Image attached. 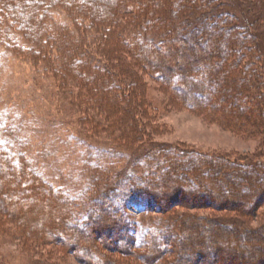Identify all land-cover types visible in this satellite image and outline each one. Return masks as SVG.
<instances>
[{
    "label": "rangeland",
    "instance_id": "374dc122",
    "mask_svg": "<svg viewBox=\"0 0 264 264\" xmlns=\"http://www.w3.org/2000/svg\"><path fill=\"white\" fill-rule=\"evenodd\" d=\"M87 1L91 7L95 6L100 11L97 17L99 21L104 22V19L99 18H102V9L110 4L113 9L117 7L115 10L122 13L125 20L130 21L134 17V5L128 6L126 11L129 12L126 15L122 7H119L121 0H110L111 3H106L107 0ZM171 1L164 0V3L168 5ZM216 1V4L213 3L214 8H230L228 0ZM246 6H241V11L232 9L235 14L222 12L216 17L210 12L207 19L198 16V10L195 9L190 14L191 19L180 23L182 34H172V45L178 52L170 53V63L178 64L179 60L181 63L185 62L184 65L191 73L190 79L194 82L205 79L198 102L208 101L209 104L196 110L188 108L185 100L177 98L178 95L173 89L160 81L153 65L151 69L133 63L134 54L130 55L133 48L128 45L119 46L118 41L121 38L110 33L105 35L102 29H90V26H86L90 25L89 21L81 18V15L72 17L65 9L56 8L52 11L50 25L54 29L50 30L51 34L48 31L43 35L44 42L48 41L43 53L32 42L16 33L10 37L20 43L17 50L2 44L0 40V142L5 145L12 160L19 162L18 166L29 163L36 171L35 175L40 176L46 183L45 186L51 187L50 192L46 189L43 194H28L23 198L25 201L34 202L30 212L25 211L24 217H27L29 225L26 226V223L21 226L16 221H10L6 222V232L0 228V264H87L77 253L80 251V244L89 245V242L92 244V255L96 257L99 252H103L106 264H142L138 258H123L120 253L109 248L108 244L115 242L113 237L116 232H110L108 227L101 229V232L99 228V232L97 229L96 231L94 226H88L85 231L79 230L80 225L90 222L86 219L89 209L87 201L95 193L94 188L98 187L99 193H104L109 187L117 188L113 202L120 203L130 216L140 250L147 247V232L151 226H155L159 231H165V236L175 232V236L182 234L183 237L186 233L182 242L175 239L169 244L181 248L180 264H208L213 260L216 264H231L234 259L235 264H264V192L255 191L246 177L252 171L256 172L254 167L260 169V166L257 167L258 163L264 162L262 137L258 132L252 137L244 135L239 125H235L231 113H228L237 101L235 95H228L225 99L219 97L218 89L224 84L226 69L222 67L216 74L211 75L205 69L209 62L222 56L224 34H218L219 28L237 23L241 13L251 18L252 14ZM201 21L203 24L207 22L208 29L203 30L198 26ZM245 23L251 27L250 31L257 32L264 40V17L258 21L260 24L248 19ZM212 32H215V39H210ZM61 33L68 40L65 52L64 47L59 45ZM128 33L125 32L126 38L135 36L134 33ZM218 35H221V40ZM262 44L260 51L264 62V41ZM164 46L163 42H157L152 48L162 54ZM184 46H190L193 51H187ZM92 47L96 58L105 67L103 69L113 73L114 77L125 75L122 72L123 58L134 64L133 68L138 71L142 80L144 101L141 108H138L130 92L126 91L129 84L122 82L119 77L116 79L120 82H114L113 86H122L121 107L127 109L120 107L111 114L109 112L112 111L105 103L102 104L98 98L93 97L100 94V86L103 84L100 77L87 85L83 79L81 82L76 81L78 78L76 79L75 74L78 69L65 62L71 59L68 62L75 63L80 58L84 63L85 53H81V48L90 50ZM106 50H110L112 54L107 55ZM35 52H39L40 56L35 58ZM47 57L52 60L56 58V62L60 58L59 64L54 63V60L49 63ZM176 82L174 78L173 87ZM177 86L185 89L186 84L179 81ZM124 112L138 120V134L135 138L126 137L123 133L126 130L128 132L127 126L119 120ZM112 118L118 124L112 123ZM247 127L251 129L250 125ZM133 132L134 130L128 133L130 135ZM168 152L174 153L180 159V164L171 167L172 170L166 173V178H170L173 187L178 189L174 194L170 193L168 204H164H170L169 207L172 206L173 209L159 212L157 207L135 195L133 185L149 181L153 169L150 167L152 164L147 162L152 163L153 159V164L157 161L162 163ZM198 158H205L204 164L198 165L194 162ZM242 163L250 165L243 172H239L237 165ZM257 173L258 180L262 181L263 178ZM94 174L98 175L97 179ZM7 177L11 176L0 166V182L3 183ZM109 178L112 179V184L104 185ZM186 179L193 180L199 190L194 193L195 196L193 194L187 199L189 190L182 191V188L192 182L187 183ZM53 188L68 194L74 201L72 208L75 209V216L69 219L70 222L65 221L71 231L76 230V234L83 236L81 242L72 243L74 249L70 245L71 248H64L48 238H45V243L40 242V235L46 236L48 229L52 230L55 238V235H60L59 229L63 228L58 218L65 211L61 207L64 198L53 193ZM219 193L228 194L227 198L239 201V204L246 199L244 205L232 208H236V211L242 210L247 215L240 217L232 209L209 207L210 201L220 200ZM102 202L105 203L104 200L98 203ZM5 206L11 214L13 208L10 203H5ZM26 206L21 204L22 209H27ZM93 209L94 212H100L99 219L110 217L108 212L105 213V208L99 211V204ZM245 216L248 217L243 227H248L251 231L258 230L257 234L254 232L252 239L247 240L237 236L242 233L241 229L231 228L229 224L232 221L234 225L239 224L240 221L237 220L243 221ZM202 217L213 218L214 221L203 220ZM66 226L64 224L65 228ZM31 232L36 237L29 239L28 234ZM101 238L106 244L100 241ZM186 238L188 242L185 244L188 246L183 248ZM159 239L163 240L161 237ZM224 256L227 260L222 259Z\"/></svg>",
    "mask_w": 264,
    "mask_h": 264
},
{
    "label": "trees",
    "instance_id": "16d2710c",
    "mask_svg": "<svg viewBox=\"0 0 264 264\" xmlns=\"http://www.w3.org/2000/svg\"><path fill=\"white\" fill-rule=\"evenodd\" d=\"M108 1L110 2V0H107L106 3ZM121 1L122 2L119 3V7H122V11L125 12V14L126 12H129L126 11L128 6L134 5L132 10L134 11V17H132L130 21L125 20L124 15L118 10H115L117 7L115 9L111 8V2L108 3L110 4V6H108L110 8L106 7L102 9V18H99L100 20L104 19V22H102L97 20V17H99L100 15V11H98L95 6L91 7L88 4L87 0H0L1 43L13 50H17L18 46H21L20 43L15 39L12 40V37H10L11 34L16 33L21 35L24 39H26V41L32 42L37 46L38 49L42 50L43 53L44 48H47L45 47V45H47L48 42H44L45 39L43 38V35L48 31L50 32L51 29H54L50 25V21H52V11L56 8L65 9L72 17L81 15V18L83 17V19L89 21L90 25L86 24V26H90V29H102V31L105 32V35H108L110 33L116 35L117 38H121V41H118L119 46L128 45V47L131 46V49L133 48V50H131L132 52H130V55H132V53L134 54L132 56V59L135 62L133 63H137V65L142 68L147 67L151 69V65H153L155 67V69H153L156 70V75L160 79V81L170 86L173 89V92L178 95L177 98L185 100L186 106L188 108L196 110L200 109L201 106H207L209 104L208 101L207 103L198 102V100H200L201 98L200 96L202 94V87L205 79L201 78L199 79V81L194 82L190 79L191 73L189 72L188 67L184 65L185 62L181 63V61L179 60L178 64L170 63V53L178 50L174 47V45H172V34L176 33L178 34V36L182 34L183 30L180 23L182 24L191 19L190 14H192L191 12H193L195 9L198 10L196 12L198 16H204L206 18V16L209 15L210 12L216 17L222 14V12H224V14H235L232 9L241 11L239 8L241 6L243 7L244 5H247L246 8L249 9L250 13L252 14L251 18L245 17L244 14L241 13V16H239V20L237 23L226 27L221 26L219 28L220 32L218 34H220L221 32L222 34H224V40L222 39V56L217 60L209 62L205 69L207 74L209 75L216 74L222 67L224 68V70L226 69L225 78L223 79L224 84L222 86L220 85L218 89L220 95L219 97L223 99H225L228 95H235L237 97V101L234 103L231 111L228 113H231L233 121L234 123H236L235 125H239V128H241L240 131L243 132L244 135L252 137L255 136V134H257L258 132L262 137L261 142L264 144V62L263 54L260 51L261 47H263L262 43L264 40L260 38V36H258L257 32L250 31L251 27H248V25L245 23V20L248 19V21L251 20L256 24H260L258 23V21L263 20L264 17V0H228V2L230 3V8L228 9L214 8L213 6L216 4V2H218L216 0H172L171 3H168V5L164 3V0ZM214 2L215 4H213ZM231 6H233V8H231ZM134 8L136 10H134ZM245 12H247V10ZM107 15H111V17ZM184 15H186V18L182 19ZM106 17L108 20H105ZM122 20H124V22ZM200 23L201 24H198L199 27H202L203 30L208 29L209 26H207V22L206 24H203L202 21ZM148 26H150L149 30L147 29ZM243 30L246 31L245 34ZM127 31L130 34L134 33L135 36L126 38L125 32ZM214 34L215 32L210 33V39H215ZM65 35L67 36V33ZM126 36L128 35L126 34ZM59 37H61L59 45H62V47H64L63 51L65 52L67 50L68 44L66 45V42L68 40L62 33ZM218 38H220L221 40V35H218ZM157 42H163V44L165 45L162 54L152 48L153 44ZM217 42L218 41H216V43ZM24 46L25 45H23V47ZM92 49L93 47L90 50L89 48H81V53H85V55L83 56V60H85L84 63L80 60V58L76 59L75 63H69L68 61H70L71 59L65 62L67 64L76 66V68L78 69L77 73L75 74L77 77L74 75L76 79L78 78V80L76 81L81 82L85 80L87 85L89 82L91 83L92 80L100 77L101 83L103 82V84L100 86V94H95L93 95V97L98 98L102 104L105 103L106 107H108L110 111H112L109 112L111 114L121 107L120 97H123L122 86H119V88H115L113 86L115 85L113 84L114 82H120V80L116 79L119 77L121 80H123L122 82H124L125 84H129V88L126 89V91L130 92V94L132 95V99L135 101L138 108H141L144 101L142 95L143 88L141 86L142 80L140 78L141 76L138 74V71L133 68L134 64L128 61L126 58H123L122 69L124 71L122 72L125 75L120 74L121 76L117 75L114 77L113 73H109L107 70L103 69L105 67L101 64V60L99 58H96V55ZM184 49H186L187 51L190 50V52L193 51V48H191L190 46H188V48L184 46ZM94 50L96 49L94 48ZM107 52V55L112 54L110 50H108ZM33 55L35 58H37L38 56H40V53L35 52ZM55 59L56 58L53 59L54 63H58V60L60 61V58L57 59V62L55 61ZM53 60L50 57H47V61L49 63H51ZM174 78L177 80V82L180 81L186 84L185 89L179 88L177 86V82L173 87L172 83ZM240 108H242V111L240 110ZM121 109L126 110L127 108L121 107ZM122 117L124 118L122 119ZM122 117H119V120L120 122H123V125L125 124V126H127L128 132L134 130V132L130 133V135L127 130L122 132L126 134V137H137L136 135L138 134V132L136 130V124L138 123V120L131 116H128L127 114H125V112ZM112 119V123L118 124L116 119ZM247 125H250L251 129L247 127ZM254 130L255 132H253ZM159 156H161V154ZM164 156L165 161H162L161 158L158 157L162 161L163 166H161L162 163H158V161L154 162L153 164V159L152 163L147 162L150 165L152 164L150 167L153 169V171H151L153 172L152 177L151 179H149V181H146L143 184H138L136 186L133 185L134 192L136 193L135 195L141 200H144V202L148 203L149 205L157 207L159 212H166L173 209L172 206L169 207L170 204H164H168V201L170 200L169 196L171 195L170 193L174 194L178 189L173 187L171 181L169 180L170 178H166V173L172 170L170 169L171 167L174 168L176 164H180V162H178V160L180 159L176 157L174 153L170 154L169 152ZM203 159L205 158H198L194 162H196L198 165L204 164ZM18 163L12 160L10 154L5 148V145L0 142V166H2L3 170H7L8 175L11 176L7 177L3 181V183L0 182V206L2 205V207H0V228L4 232H6L8 229V224L6 222L9 223L10 221H16L21 226L25 225L26 223V226L29 225L27 217H24L25 211L30 212V207L34 205V202L25 201L23 198L27 197L28 194H43L44 190L46 189L50 192L51 188L46 187V183L42 181L41 177L35 175L36 171L31 168V165L29 163L25 162L23 166H18ZM247 165L250 164H238L237 167L240 168L238 169V171L243 172L246 169ZM255 165L256 164H254V166ZM257 165V167L260 166L261 170L252 166L254 167V170H256V172L252 171V174L248 175L249 177H246L248 184L252 188H254L255 191L260 193L264 192V162H260ZM96 168L98 169V166H96ZM257 172H259L260 177L263 178L262 181L258 180L259 177ZM244 175L246 174L244 173ZM93 176L97 179L98 175L95 176L94 174ZM194 177H196V175ZM168 180L169 183L167 184ZM186 181L187 183L192 182V184H188L189 186L185 185L184 188H182V191L185 189L189 190V192L187 193L188 196H186L187 199L194 193H197V191L199 190L198 185L194 183L193 180L186 179ZM105 183L106 184L104 185L110 186L112 184V179H107ZM165 183L168 187L165 186ZM181 187H183V185H181ZM194 187H196L197 190H195L196 188ZM98 188H94L93 191L95 193L93 194L92 198L87 201V207H89V209L86 219L90 222L80 225V231H85L88 226H94L95 230H98L99 228L101 232V229L108 227L107 229H109L110 232H116V235L113 237L115 242L109 243L108 246H110V249L120 253V256H122L123 258H131L130 260H137L138 258L140 263L142 264H180V256L182 253L179 250H181V248H175L174 245L172 247V245L170 246L169 244L175 239L176 241L182 242V239L183 237L185 238L186 233L185 235H183V237L182 234L175 236V232L165 236V234H167L165 233V231H159L157 227L151 226V228L147 232V247L143 250H140V247L137 244V238L136 234L134 233V226L131 222L130 216L124 209H122V205L120 203H116V201L113 202V200L116 198L115 192L118 191L117 188L109 187L104 191V193H99ZM52 192L64 198V202L62 204L63 206H60L65 211L64 213H62L63 215L58 218V222H60L62 224V227L65 228L64 224L66 226V222H70L69 219L75 216V209L72 208L74 201L70 196H68V194H65L58 190H54V188L52 189ZM8 194H10L9 197ZM227 195L228 194L219 193L220 200L217 201L216 199H214L210 201L209 207L214 206L215 208H218L220 210H235L236 208H232L233 206H240L242 204L244 205V201H246V199H244L239 204V201H233L231 198H227ZM240 195L242 194L240 193ZM103 200L105 203H98ZM49 202L52 203V200H50ZM5 203H10V205L12 206L13 211H11V214L8 211V208H6ZM21 204L22 206L27 205V209H22ZM98 204L99 211L105 208V213L108 212V214L110 215L109 218H98L100 212H94L93 209V207ZM201 206L204 205L202 204ZM236 213H238L240 217H242V215H247L244 214L242 210L238 209ZM247 217L248 216H245V218H243V221L241 218V220H237L238 222L240 221L239 224L235 223L234 225L232 223V220V222L229 223L231 225V228L241 229L240 232L242 233L237 232L239 233L237 234V236L239 238L243 237L245 238V240L252 239L254 232L255 234L258 233V230L251 231L248 227L247 229L243 227L245 224L244 221H246L245 219ZM202 218L203 220L214 221L213 218ZM177 220L179 221V219ZM73 226L75 227V225ZM63 228L59 229L60 235H55L57 236L55 238L52 235V230L48 229L49 231L46 234L47 237L43 234L40 235V242L45 243V241L47 240H45V238H48L52 239V241H56L64 248L70 245L74 249V245H72V243L79 241L81 242L83 236H81L80 234H76V230L71 231L67 226L65 229ZM110 235L111 237L113 236L112 233ZM28 237L30 239L36 236L31 232L28 234ZM160 237L163 239L162 241H159ZM100 241L103 242L102 238L100 239ZM186 241L188 242L187 238L183 241V248L185 245L188 246V244H185ZM30 243L31 242H29V244ZM88 244L89 245L80 244L79 252L78 250H75L76 253L78 252L77 254H79L80 259H83V261H85L87 264H106L105 254L103 252H99V254L94 257L91 253L92 248L90 245L92 244L90 242ZM177 251H179V253H177ZM223 258L224 260H227L226 256L222 257V259ZM214 263L215 260H213V262H208V264ZM231 264H235V259L231 262Z\"/></svg>",
    "mask_w": 264,
    "mask_h": 264
}]
</instances>
